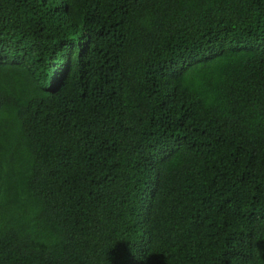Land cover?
I'll list each match as a JSON object with an SVG mask.
<instances>
[{"label": "trees", "instance_id": "trees-1", "mask_svg": "<svg viewBox=\"0 0 264 264\" xmlns=\"http://www.w3.org/2000/svg\"><path fill=\"white\" fill-rule=\"evenodd\" d=\"M0 264H264V0H0Z\"/></svg>", "mask_w": 264, "mask_h": 264}]
</instances>
